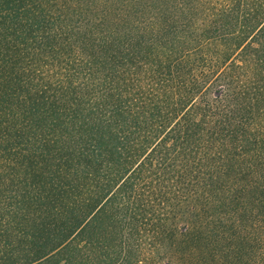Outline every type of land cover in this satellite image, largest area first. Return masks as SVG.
I'll return each mask as SVG.
<instances>
[{
	"label": "trees",
	"instance_id": "16d2710c",
	"mask_svg": "<svg viewBox=\"0 0 264 264\" xmlns=\"http://www.w3.org/2000/svg\"><path fill=\"white\" fill-rule=\"evenodd\" d=\"M162 257L264 264V0H0V264Z\"/></svg>",
	"mask_w": 264,
	"mask_h": 264
},
{
	"label": "rangeland",
	"instance_id": "374dc122",
	"mask_svg": "<svg viewBox=\"0 0 264 264\" xmlns=\"http://www.w3.org/2000/svg\"><path fill=\"white\" fill-rule=\"evenodd\" d=\"M102 229H103V228H102ZM120 236L126 237V234L123 233V234L119 235V237H120ZM165 244H167V243H164V245H165ZM164 245H163V246H164ZM142 249H144V248H142ZM167 250H168V246L166 245L164 249L159 248L158 252H160V256H168V255L166 254V253H167ZM166 260H167V257H162V258L160 259V261H158V262H159V264H165Z\"/></svg>",
	"mask_w": 264,
	"mask_h": 264
}]
</instances>
